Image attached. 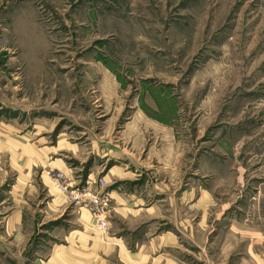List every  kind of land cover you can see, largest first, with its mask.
Masks as SVG:
<instances>
[{"label": "rangeland", "instance_id": "rangeland-1", "mask_svg": "<svg viewBox=\"0 0 264 264\" xmlns=\"http://www.w3.org/2000/svg\"><path fill=\"white\" fill-rule=\"evenodd\" d=\"M115 164L128 165L113 179L135 196L127 206L143 207L135 231V211L111 207ZM165 167L173 210L150 220ZM56 170L68 191L109 193L105 235ZM263 184L264 0H0V264H54L84 215L98 264H123L109 235L137 241L155 221L174 260L213 264L237 214L222 203Z\"/></svg>", "mask_w": 264, "mask_h": 264}, {"label": "crops", "instance_id": "crops-1", "mask_svg": "<svg viewBox=\"0 0 264 264\" xmlns=\"http://www.w3.org/2000/svg\"><path fill=\"white\" fill-rule=\"evenodd\" d=\"M114 148L120 150L118 145H115ZM107 153L116 159L119 158L118 155H116V151H113L112 149ZM124 165L125 166L115 164L110 168L111 173L108 177L107 183L110 186L113 185L109 189L113 199L111 206L112 209L119 214L124 211L126 212L127 210L135 211L133 213L134 217H130L128 220V222L130 220L132 222H137V224L134 223L130 229L135 231L139 227V223L142 221L136 216L141 214L143 207H140L141 204L136 205V201H133L134 206L128 207L126 199H135V196L131 193L127 194V192L131 191L126 185H114L113 183V179L121 180L129 173L127 170L128 165ZM160 171L161 176H163L166 183L164 186L160 187L158 185H156V187L152 186L151 190H153V195H155V199H153L154 203L148 208H145V210L150 209L149 214L154 215L151 216L150 220L158 219L157 212L161 213L162 211L173 210V197L171 196V189L173 188H170L167 183L168 178L172 177V171L166 167ZM135 175L140 174L136 173ZM236 183L238 185V176L236 177ZM159 192L160 198H158ZM184 193H187L188 199L189 192L182 191V196H184ZM123 203L124 205H121ZM234 208L237 209V214L225 221L223 228H221V230L215 235V242H213L212 245L213 247L215 246L216 252L214 258L216 257V260L213 264H264V184L263 187L254 194L246 187L244 190L242 189L238 191V189H236L233 191L231 194V200L222 203L221 210ZM239 210L242 211L240 212ZM84 217V222L80 219L78 223V228L80 229L78 234L71 233L72 237L69 238L71 244L64 251H55L53 254L52 260L54 264H58L59 262L62 263V260L68 261L69 259L71 263L73 262L75 264H98V262H94L93 260V245H91L88 240L91 236L88 226V223H90L88 220L90 219H88V215H84ZM157 223V221L152 222V224L155 225V231L145 235V239L141 238L140 240L134 241V239H131L124 234H119L113 237L109 235L108 239H112L114 245L117 246L115 248L117 249L120 261L124 259V261H122L123 264H157L159 260L158 249L167 252L166 257H164L165 260L162 261L163 264H180V262L174 260L172 254L168 252V248L172 246L175 240L173 234L170 233L168 229L162 231L160 234H158V232L156 233V229H158ZM162 223L163 222H161V224ZM165 223L166 222H164V224ZM184 225L188 231V218L185 220L181 218V226ZM132 231L129 234L133 233ZM132 245L134 248L129 250L128 247H131ZM104 252L107 253L106 256L110 259L111 252L109 247L104 248ZM206 264H210L209 261H206Z\"/></svg>", "mask_w": 264, "mask_h": 264}, {"label": "built area", "instance_id": "built-area-1", "mask_svg": "<svg viewBox=\"0 0 264 264\" xmlns=\"http://www.w3.org/2000/svg\"><path fill=\"white\" fill-rule=\"evenodd\" d=\"M53 183L57 189L62 192L71 202L88 210L94 220V227L100 233L105 235L108 229L107 221V207L110 202V195L108 192L98 191L92 189V185L88 184L78 191H68V181L64 172L56 170L51 174ZM105 186L106 183H100V186Z\"/></svg>", "mask_w": 264, "mask_h": 264}]
</instances>
